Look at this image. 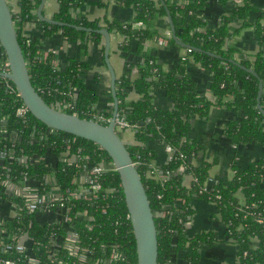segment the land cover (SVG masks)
Returning <instances> with one entry per match:
<instances>
[{
    "label": "trees",
    "instance_id": "trees-1",
    "mask_svg": "<svg viewBox=\"0 0 264 264\" xmlns=\"http://www.w3.org/2000/svg\"><path fill=\"white\" fill-rule=\"evenodd\" d=\"M41 0H15L17 10L8 5L12 13L13 25L21 47L30 81L50 106L59 107L81 118L94 119V106L98 95L83 83V70L87 63L70 57L63 69L54 68V54L43 56L37 37L27 36L22 28L30 23L43 27L49 38L60 31L72 42H78L81 52H85L89 41H100L102 35L97 29H106L111 34L122 35L118 49L123 54L124 72L115 79V95L118 101L117 114L134 125L136 144H126L130 156L145 188L150 207L154 214L157 230L158 264H199L200 248L210 243L215 235L201 232L187 235L186 223L192 214L190 200L200 198L215 202L221 222L227 225L225 236L238 246L239 264H264V161L251 162L247 168L236 170L226 181H214L202 186L208 177L212 162H202L193 166L184 161L202 151V145L189 138L190 118L205 116L212 105L232 106L238 116L225 128L226 137L234 143H249L264 140V117L257 106L258 80L264 82V54L257 52L253 58L236 60L233 47H225L226 39L238 32L230 23L234 19L243 20L251 6L249 0H241L228 15H223L214 28H205L203 10L207 0H114L124 7L133 9V18L124 23L111 21L100 25L77 17L75 11L84 0H56L57 10L51 18L64 25L43 22L37 17V7ZM224 3L226 0H217ZM104 6L103 0H95ZM171 16L178 41L185 44L189 52L179 57L178 62L168 70H163L155 56L144 43L155 39L158 33L153 27L158 16ZM264 18V10L260 11ZM136 22L141 25L135 27ZM77 26L91 29L87 32ZM204 28V29H203ZM255 36L259 45L264 43V27L255 23ZM171 45H179L170 36ZM184 49H186L184 47ZM198 62L210 74L209 91L200 94L186 71L187 58ZM6 62L0 47V67ZM138 77L130 81L128 73L132 68ZM252 70L254 74L250 73ZM12 85L13 83L8 80ZM133 87L139 97L125 101L129 88ZM76 91L72 99L68 93ZM162 90L172 100L171 108L153 104L152 93ZM108 97L112 99L108 93ZM227 97H231L226 101ZM21 98L3 85L0 76V150L5 155L0 158V197L10 202L16 216L0 223V262L13 264H136L135 242L127 209L124 203L120 180L116 170L100 173L98 182L101 189L94 197L71 199L65 202L71 220L69 226L78 235L73 247L86 249L85 255L72 254L64 242L56 254H52L54 237H63L65 228L59 224H47L45 212L35 214L25 208L26 198L8 189V185L21 187L24 183L35 187L38 194L50 189V176L56 186L64 192L75 190L80 177V167L61 155L65 150L79 154L80 164L111 162L107 153L93 141L60 130H49L48 126L27 111L25 119L16 114ZM262 103V98L260 100ZM69 104V107H64ZM110 117L111 113H101ZM152 140L164 142L173 151L159 173L148 175L154 151L144 147V142ZM51 159V163L47 161ZM186 165L185 173H174L181 165ZM167 172L170 175L160 178ZM184 174L193 179L187 187L183 184ZM109 189H112L109 191ZM108 191V192H107ZM238 193L242 194L240 205ZM219 195L217 199L215 196ZM104 210V212H103ZM78 212H86L92 218H76ZM117 221V223H115ZM26 235L24 249L17 251V239ZM257 240V245L252 243ZM57 240V239H56ZM11 248H5V245ZM119 254L113 258L111 254ZM106 258L110 262L104 263Z\"/></svg>",
    "mask_w": 264,
    "mask_h": 264
},
{
    "label": "crops",
    "instance_id": "crops-1",
    "mask_svg": "<svg viewBox=\"0 0 264 264\" xmlns=\"http://www.w3.org/2000/svg\"><path fill=\"white\" fill-rule=\"evenodd\" d=\"M103 1L105 5L98 6L95 4V0H84V3L75 11V15L89 21L96 20L102 26L107 22L124 23L133 18L134 12L131 7H124L114 0ZM240 1L226 0L224 3H219L217 0H207L203 10L205 28L217 26L221 17L230 14ZM9 3L13 11L17 10L15 0H9ZM249 5L251 9H249L243 20L234 19L230 23V26L233 29H238V32L229 36L224 43L225 47H233L236 60L246 56L253 58L254 54L260 51L264 54V43L259 45L255 36V23L259 22L264 27V18L259 17L260 11L264 10V0H249ZM57 6L56 0H45L42 8L43 15L51 18L53 13L56 12ZM153 27H155L158 36L155 39L146 41L144 46L155 56L156 62L161 68L166 71L178 62L180 56L185 54V49L181 45L168 43L167 39L171 36V29L166 15L158 16ZM22 31L27 36L37 37L42 53L52 52L54 54L59 69L65 67L70 57L86 62L87 67L83 70V83L98 95L94 111L97 113L112 112L113 100L108 97V93L112 97L110 73L105 61L103 37L97 42L89 41L86 51L83 53L79 49L78 42L68 41L60 31L47 38L44 35L43 27L36 23L27 24L22 28ZM109 38L108 61L113 68L115 78H118L124 72L125 60L118 49V44L123 37L120 34L109 33ZM186 71L194 82L198 93L203 94L209 91L210 74L208 70L198 62L193 61L190 56L187 58ZM137 77L138 71L134 67L128 73V79L133 81ZM138 97V92L131 87L125 95V101L131 102ZM261 98V106L264 109V82H262L260 100ZM230 99L231 97H227L226 101ZM151 101L153 104L168 109L173 105L172 100L162 90L153 92ZM237 118L234 108L226 104L212 105L205 116L193 115L190 118L191 130L188 136L198 141L203 147L202 151L192 158V164L199 166L202 162H212L208 173L214 181L229 180L236 170L245 169L254 161H264V140L262 142L234 143L226 137V125ZM262 125L264 128V122ZM117 132L126 144L133 145L137 143L133 130L117 128ZM143 145L145 148L154 151L155 154L150 161V167L151 170L156 171L155 174L159 173L161 166L171 157L170 150L164 142L157 143L147 140ZM190 182L191 176L184 175L183 184L188 187ZM238 197L243 199L241 193H238ZM190 206L193 211L186 223L187 235L191 237L201 232H210L215 235L210 243L203 244L200 248L199 264H239L238 246L232 239L225 236V227L219 218L216 205L211 201L192 198ZM54 215H44V217L53 218ZM14 216L15 211L11 204L0 197V223ZM25 239L26 236H23L20 240L21 243ZM252 243L257 245V240L252 239ZM179 264L183 263L180 262Z\"/></svg>",
    "mask_w": 264,
    "mask_h": 264
},
{
    "label": "water",
    "instance_id": "water-1",
    "mask_svg": "<svg viewBox=\"0 0 264 264\" xmlns=\"http://www.w3.org/2000/svg\"><path fill=\"white\" fill-rule=\"evenodd\" d=\"M44 1L41 0L37 7L38 19L51 24L64 25L65 23L63 22L55 21L43 15L42 8ZM158 1L163 5L162 0ZM166 17L170 24L172 38L177 44L187 48L185 44L177 40L173 22L167 10ZM77 28L87 32L91 31V29L81 26H77ZM96 32L100 33L104 39V55L110 73V88L113 100L110 120L106 125L99 121L81 118L75 114L50 106L38 94L30 81L7 0H0V47L6 58L8 72H0V76H4L13 83L28 111L46 124L48 128L68 132L93 141L107 153L111 159V165L118 173L120 180L124 203L129 215L135 242L136 264H158L157 230L154 214L137 168L127 150L126 143L118 134L115 124L118 101L115 95V73L108 61L109 32L104 28L97 29ZM249 72L254 74L252 70H249ZM261 91L262 81L258 80L257 106L264 117V109L260 103Z\"/></svg>",
    "mask_w": 264,
    "mask_h": 264
},
{
    "label": "built area",
    "instance_id": "built-area-1",
    "mask_svg": "<svg viewBox=\"0 0 264 264\" xmlns=\"http://www.w3.org/2000/svg\"><path fill=\"white\" fill-rule=\"evenodd\" d=\"M141 25V22H136L134 24L135 27H138ZM189 49H185V53L189 52ZM47 53H43V56H46ZM183 58H185V54L183 55ZM52 64L54 66V68L59 69V67L56 65V61L55 59H53ZM0 72L6 73L8 72V65L5 62L3 65H1L0 67ZM3 78V85H5V87L12 93H14L16 96L19 97L17 90L15 88L14 85H12L7 78H5L4 76H2ZM68 95L74 99L76 97V91H70L68 93ZM64 107H69V104H65ZM60 110H62L59 107H56ZM28 109L25 106V104L23 102H21L18 107L16 108V114L20 117L23 118V120L25 119L26 113H27ZM94 118L101 120V121H108L110 120V117H104L101 113H97L94 111ZM94 120V119H93ZM97 121V120H96ZM115 124H116V128H126V129H131L133 130L134 125L131 124L130 122H128L127 120H125L123 117H119L118 114L116 115L115 118ZM52 130L50 128H48V131ZM167 145V144H166ZM167 148L170 150L171 155H172V151L173 149L167 145ZM5 155V152L0 150V158L3 157ZM61 155H63V157H67L68 161L71 163H75L77 166L80 167V177H79V184L76 187L75 190L72 191H63L62 189H60L58 186L55 185L53 178L52 177H48L47 178V182L50 184V189L44 193V194H38L36 191L35 187L30 186V184L28 183H24L23 186L21 187H14V185H8V189L13 191L15 194H20V196L26 198L25 200V208L31 212H35V214H40L42 212H45V215H50V214H55L53 218H48V216L44 219V221L47 222V224H51V223H56L59 224L62 228H65L66 230V234L61 237H54L53 240V244H52V254H56L58 251V248L60 246H62L64 244V242L66 243L65 245L67 247H69L70 251L72 252V254H78L79 256L81 255H85L87 252L86 249H81V248H77V247H73V242L77 239L78 235L75 231H73V229L69 226V221L71 220L70 216L67 214L68 213V207L66 206L65 202L71 199H78V198H83V199H88L91 197L96 196L98 193V191L101 189V185L98 182V176L100 175L101 172L105 171V170H109V169H113L114 167L111 165V162H99L96 164H80L79 160L82 159L83 157H81L79 154H71L69 155V151L65 150ZM180 156L185 159L184 161L189 162L191 165L192 164V158L186 160V158L184 157V155L180 154ZM134 162V161H133ZM47 163H51L49 160L47 161ZM138 162H134L135 166ZM194 166V165H193ZM186 171V165L185 164H181L176 171H174V173H185ZM155 170H149L148 171V175H155ZM171 172H167L164 175L159 176L160 178H164L168 175H170ZM184 175H189L191 176V180L193 179V176L191 174H184ZM214 182V180L208 175V177L206 178L204 185L202 186V190L206 189V185L210 184ZM112 189H109V191H111ZM108 192V191H107ZM217 199L219 198V195L215 196ZM240 200V205H243V199H239ZM212 202V201H211ZM10 203V202H9ZM215 204V202H212ZM12 205V204H11ZM13 208V206H12ZM14 209V208H13ZM15 211V216H16V210ZM104 212V210H103ZM58 216V217H56ZM76 218L82 219V220H90L92 217L90 215H88L86 212H78L76 215ZM126 217L129 219V215L127 213ZM115 223H117V221H115ZM223 223V222H222ZM224 227L226 228L227 225L224 224ZM26 236V235H23ZM21 236L19 239H17V243L14 245V248L17 251H22L24 249V245L23 243H21V238L23 237ZM57 239V240H56ZM5 248H11V245L7 244L5 245ZM113 258H117L119 256V254L115 253V254H111ZM111 258H106L104 260V263H108L110 262ZM2 264H13L12 261H4V262H0Z\"/></svg>",
    "mask_w": 264,
    "mask_h": 264
}]
</instances>
